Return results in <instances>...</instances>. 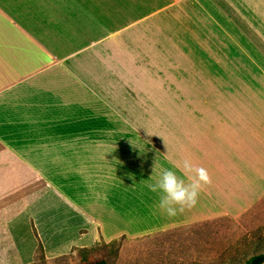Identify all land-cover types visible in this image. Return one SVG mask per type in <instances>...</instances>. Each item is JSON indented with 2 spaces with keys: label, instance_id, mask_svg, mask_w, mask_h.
<instances>
[{
  "label": "crops",
  "instance_id": "0c3cea01",
  "mask_svg": "<svg viewBox=\"0 0 264 264\" xmlns=\"http://www.w3.org/2000/svg\"><path fill=\"white\" fill-rule=\"evenodd\" d=\"M233 37L264 55V0H0V187L15 176L24 196L6 222L19 260L260 207L264 61L253 78L201 64ZM185 158L211 183L168 217L146 185Z\"/></svg>",
  "mask_w": 264,
  "mask_h": 264
},
{
  "label": "rangeland",
  "instance_id": "374dc122",
  "mask_svg": "<svg viewBox=\"0 0 264 264\" xmlns=\"http://www.w3.org/2000/svg\"><path fill=\"white\" fill-rule=\"evenodd\" d=\"M228 39L232 43H228ZM228 39L227 43H220L217 38L219 47L233 51L202 52L201 64L211 62V71L216 76H257L264 55L244 51L247 48L245 40L240 43V39ZM196 72L204 74L205 70L202 68ZM162 103L152 102L154 108L171 107ZM15 179L13 176L12 181ZM12 181L9 180L7 187H0V252L8 251V259H0V264H251L256 256L264 254L263 202L240 221L230 218L212 220L143 238L127 239L120 245L100 243L95 248L53 260L41 253L30 263L23 262L18 259L16 249L6 234L7 220L16 214L24 199L17 187L11 185L14 184Z\"/></svg>",
  "mask_w": 264,
  "mask_h": 264
},
{
  "label": "clouds",
  "instance_id": "9594fccd",
  "mask_svg": "<svg viewBox=\"0 0 264 264\" xmlns=\"http://www.w3.org/2000/svg\"><path fill=\"white\" fill-rule=\"evenodd\" d=\"M210 183L207 169L196 167L190 159L185 158L171 167L161 166L158 178L146 187L157 194L159 209L168 217H175L195 207L203 187Z\"/></svg>",
  "mask_w": 264,
  "mask_h": 264
},
{
  "label": "trees",
  "instance_id": "16d2710c",
  "mask_svg": "<svg viewBox=\"0 0 264 264\" xmlns=\"http://www.w3.org/2000/svg\"><path fill=\"white\" fill-rule=\"evenodd\" d=\"M128 238L123 236L121 238L116 239L115 241H113L112 243H110L109 245H120L124 240H127ZM99 245V244H98ZM97 245L91 247V248H95ZM43 253V250L40 249V251L38 252V255ZM264 263V254L258 255L256 256L251 264H263Z\"/></svg>",
  "mask_w": 264,
  "mask_h": 264
}]
</instances>
